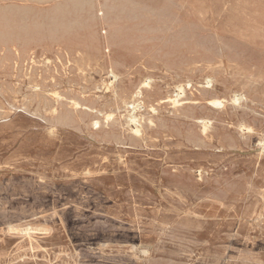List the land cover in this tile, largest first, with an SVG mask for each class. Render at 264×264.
<instances>
[{"label":"rangeland","instance_id":"obj_1","mask_svg":"<svg viewBox=\"0 0 264 264\" xmlns=\"http://www.w3.org/2000/svg\"><path fill=\"white\" fill-rule=\"evenodd\" d=\"M78 1L77 3L73 0H47V2L44 0H26V2L25 0H0V15L5 13L7 14L6 18L8 17L6 30L0 27V43L2 42L1 45H4L2 47L0 45V80H2L0 81V105H2L0 106V264H153L154 262V264H264V63H262L264 62V0ZM143 3L146 5L144 6ZM49 5H53V8ZM58 5H60L59 8ZM15 6L21 8H14ZM87 6L93 10L87 8ZM116 8L118 9L116 10ZM17 9H20V11L18 12ZM47 9L48 11H46ZM55 9L58 12H55ZM74 9H79L77 10L78 15H76ZM82 9L85 12H82ZM155 9L157 10L155 11ZM58 13L60 14L58 15ZM26 14H29V16H26ZM90 14L92 16H89ZM96 15L98 16L96 17ZM39 16L41 17L39 18ZM201 17L204 23L201 21ZM16 18L19 21L15 20ZM107 19H111L110 22ZM35 20L37 21L34 22ZM82 20L84 24L81 23ZM190 20L192 21L190 22ZM8 21H11V23ZM134 21L136 22L134 23ZM94 24L96 25L93 26ZM9 25L10 27H8ZM82 25L84 26L83 29ZM122 25L124 27H121ZM94 29L99 30L94 31ZM117 29L122 30V32ZM2 31L4 32L2 33ZM11 34L14 36H10ZM167 34H170L169 37ZM150 39L154 40L155 44ZM108 40L110 41L108 42ZM199 40L204 42L200 43ZM247 40L248 42H246ZM44 43L47 47L49 45L48 49ZM68 43L69 45H66ZM133 43L135 44L133 45ZM204 45L206 48H204ZM21 46L24 49L26 46V49L24 50ZM152 46L155 50L154 48L151 49ZM234 46L236 47L233 48ZM62 47L65 49H62ZM95 47L100 48L96 49ZM240 48L241 50H239ZM197 49L203 51V54H200L202 52ZM106 50L107 52H105ZM213 50L218 51L214 52ZM165 51H169L168 54H165L167 53ZM222 51L225 53L223 54ZM237 53L239 54L237 55ZM87 54L88 56H85ZM117 54L119 55L117 56ZM216 54H220L223 58ZM24 55L27 57L26 59ZM60 55H62V59ZM95 56L98 57L95 58ZM159 56L162 57L159 58ZM69 57L73 60L71 61ZM132 57L134 58L131 59ZM181 58L183 61H181ZM207 59L211 60L208 62ZM2 60L4 63H2ZM55 60L58 62H55ZM178 60L180 62H177ZM164 61H166L165 64L168 67L164 65ZM80 62L82 64H79ZM188 62L189 65H187ZM58 65H61L63 69ZM82 65L83 67H81ZM36 67L38 72H36ZM110 67L111 70H109ZM69 68L72 70H69ZM216 68L218 69L216 70ZM42 69L46 72L41 71ZM74 72L75 74H73ZM189 72L193 77L190 76ZM218 72L219 74H217ZM149 73L150 76L147 75ZM231 77L232 79H230ZM209 78L213 80L210 86L207 85ZM41 79L43 82H41ZM148 79L152 81L150 87L145 88L147 91L143 89L146 93L142 91V98L137 100L134 106V94L142 83ZM132 84L137 86L134 88ZM122 85L124 86L122 87ZM17 88L21 90L18 91ZM197 88L199 89L197 90ZM122 89H125V91ZM208 91H212V93ZM12 92L13 94H11ZM235 94L240 97L238 104H234ZM31 96L33 99H31ZM212 97L223 100L224 107L212 108L207 105L208 100ZM175 100L179 103L175 104ZM51 105L52 107H50ZM93 105L94 107H92ZM131 105L134 107H131ZM180 106L184 107L179 108ZM214 110L215 112H213ZM42 115L43 117H41ZM130 116L135 118L134 122H130ZM96 117H99V119ZM69 118H72V121ZM84 118L85 120H83ZM158 121L164 122V124ZM96 122L99 123L97 127L95 126ZM173 124L174 126H172ZM242 125L251 130L244 131ZM159 126L163 129H160ZM112 127L116 129L112 130ZM173 127L177 128L174 129ZM136 131H139V133L137 134ZM216 132H218L219 137ZM155 134L156 136H154ZM158 134L161 137H157ZM138 138L140 139L138 140ZM188 138L196 141L195 144L194 141H190ZM188 167L190 171H188ZM227 176L229 177L227 178ZM207 181L208 183H206ZM15 206L17 207L15 208ZM165 220L166 223L163 222ZM177 221H186L184 222L186 224ZM188 224H191V226L189 227ZM186 225L187 227H185ZM197 226H199L198 229ZM169 232L171 233L169 234ZM212 258L214 259L212 260ZM233 261L235 262L233 263Z\"/></svg>","mask_w":264,"mask_h":264},{"label":"bare ground","instance_id":"obj_2","mask_svg":"<svg viewBox=\"0 0 264 264\" xmlns=\"http://www.w3.org/2000/svg\"><path fill=\"white\" fill-rule=\"evenodd\" d=\"M1 1H2V0H1ZM7 1H8V0H7ZM10 1H12V0H10ZM44 1L47 2V0H44ZM59 1H60V0H59ZM62 1H63V0H62ZM65 1H66V0H65ZM68 1H72V0H68ZM73 1H77V3L79 2L78 0H73ZM86 1H87V0H86ZM88 1H89V0H88ZM94 1H95V0H94ZM107 1H109V0H107ZM133 1H134V0H133ZM22 2H23V1H22ZM25 2H26V0H25ZM33 2H34V1H33ZM38 2H39V1H38ZM45 2H44V3H45ZM55 2H56V1H55ZM81 2H82V1H81ZM84 2H85V1H84ZM112 2H113V1H112ZM115 2H116V1H115ZM129 2H130V1H129ZM135 2H136V1H135ZM5 3H6V1H5ZM18 3H19V2H18ZM36 3H37V2H36ZM39 3H40V2H39ZM42 3H43V2H42ZM58 3H59V2H58ZM69 3H70V2H69ZM92 3H93V2H92ZM108 3H109V2H108ZM113 3H114V2H113ZM181 3L183 4V2H181ZM6 4H7V3H6ZM6 4H5V5H6ZM56 4H57V3H56ZM63 4H64V3H63ZM63 4H62V5H63ZM73 4H74V3H73ZM86 4H87V2H86ZM89 4H90V3H89ZM95 4H96V3H95ZM98 4H99V2H98ZM98 4H97V5H98ZM104 4H105V3H104ZM111 4H112V3H111ZM141 4H142V3H141ZM162 4H163V3H162ZM165 4H166V3H165ZM0 5H1V4H0ZM14 5H15V4H14ZM34 5H35V4H34ZM50 5H51V4H50ZM50 5H49V6H50ZM64 5H67V4H64ZM69 5H70V4H69ZM84 5H85V4H84ZM93 5H94V4H93ZM100 5H102V4H100ZM106 5H107V3H106ZM132 5H133V4H132ZM137 5H138V2H137ZM143 5L145 6L146 4L143 3ZM174 5H175V4H174ZM183 5H184V4H183ZM12 6H13V5H12ZM27 6L29 7V5H27ZM30 6H31V5H30ZM37 6H38V5H37ZM49 6H48V7H49ZM52 6H53V5H52ZM52 6H50V7H52ZM59 6H60V5H58V8H59ZM109 6H110V5H109ZM109 6H108V7H109ZM138 6H139V5H138ZM193 6H194V5H193ZM193 6H192V7H193ZM0 7H1V6H0ZM3 7H4V6H3ZM3 7H2V8H3ZM16 7L18 8L19 6H15L14 8H16ZM28 7H27V8H28ZM33 7H34V6H33ZM48 7H47V8H48ZM65 7H67V6H65ZM68 7H69V6H68ZM92 7H93V6H92ZM133 7H134V6H133ZM142 7H143V6H142ZM146 7H148V6H146ZM149 7H150V3H149ZM6 8H7V7H6ZM8 8L10 9V7H8ZM19 8H21V7H19ZM23 8H24V7H23ZM29 8H30V7H29ZM29 8H28V10H29ZM31 8H32V7H31ZM52 8H53V7H52ZM60 8H61V7H60ZM77 8H78V7H77ZM81 8H82V7H81ZM81 8H80V9H81ZM87 8H89V7L87 6ZM99 8H100V6H99ZM125 8H126V7H125ZM37 9H38V7H37ZM61 9H62V8H61ZM61 9H60V10H61ZM65 9H67V8H65ZM68 9H69V8H68ZM72 9H73V8H72ZM84 9H85V7H84ZM89 9H92V8H89ZM95 9H96V8H95ZM105 9H106V8H105ZM105 9H104V10H105ZM117 9H118V8H116V10H117ZM122 9H124V8H122ZM152 9H153V8H152ZM0 10H1V8H0ZM4 10H5V8H4ZM11 10H12V9H11ZM17 10H18V9H17ZM22 10H23V9H22ZM22 10H21V11H22ZM26 10H27V9H26ZM39 10H40V9H39ZM50 10H51V9H50ZM77 10H79V9H77ZM77 10L74 9V11H76V13H77ZM92 10H93V9H92ZM113 10H114V9H113ZM140 10H141V9H140ZM156 10H157V9H155V11H156ZM7 11H8V10H7ZM7 11H5V12H7ZM12 11H14V10H12ZM19 11H20V9L18 10V12H19ZM24 11H25V10H24ZM24 11H23V12H24ZM30 11H32V10H30ZM34 11H35V10H34ZM41 11H43V10L41 9ZM46 11H48V9H47ZM63 11H64V10H63ZM65 11H67V10H65ZM70 11H71V10H70ZM89 11H90V10H89ZM108 11H109V10H108ZM110 11H111V10H110ZM122 11H123V10H122ZM124 11H125V10H124ZM0 12H1V11H0ZM3 12H4V11H3ZM55 12H58V11L55 9ZM68 12H69V10H68ZM80 12H81V10L79 11V13H80ZM82 12H85V11L82 9ZM91 12H92V11H91ZM148 12H149V11H148ZM8 13H10V12H8ZM14 13H15V12H14ZM16 13H17V12H16ZM27 13H28V12H27ZM37 13H40V12H37ZM51 13H52V11H51ZM94 13H95V12H94ZM118 13H120V12H118ZM140 13H141V12H140ZM146 13H147V12H146ZM165 13H166V12H165ZM209 13H210V10H209ZM12 14H13V13H12ZM18 14H19V13H18ZM34 14H35V13H34ZM45 14H46V13H45ZM59 14H60V13H58V15H59ZM72 14H73V13H72ZM96 14H97V13H96ZM114 14H115V13H114ZM137 14H138V13H137ZM150 14H151V13H150ZM194 14H195V13H194ZM6 15H7V14H5V13H3L2 15H0V27H2L3 30H6L5 27H7V18H8V17L6 18ZM13 15H14V14H13ZM27 15L29 16V14H26V16H27ZM35 15H36V14H35ZM37 15H38V14H37ZM40 15H41V14H40ZM48 15H49V12H48ZM55 15H56V14H55ZM55 15H54V16H55ZM58 15H57V16H58ZM62 15H64V14H62ZM73 15H74V14H73ZM76 15H78V13H77ZM76 15H75V16H76ZM84 15H85V14H84ZM84 15H83V16H84ZM100 15H101V14H100ZM109 15H111V14H109ZM115 15H116V14H115ZM115 15H114V16H115ZM135 15H136V14H135ZM146 15H147V14H146ZM156 15H157V14H156ZM210 15H211V14H210ZM9 16H10V15H9ZM17 16H18V15H17ZM41 16H42V15H41ZM41 16H39V18H40ZM70 16H72V15H70ZM79 16H81V15H79ZM85 16H86V15H85ZM89 16H92V15L90 14ZM94 16H95V15H94ZM97 16H98V15H96V17H97ZM105 16H106V15H105ZM124 16H125V15H124ZM157 16H158V15H157ZM159 16H162V15H159ZM255 16H256V15H255ZM21 17H22V16H21ZM23 17H24V16H23ZM36 17H37V16H36ZM42 17H43V16H42ZM47 17H48V16H47ZM60 17H62V16H60ZM63 17H64V16H63ZM66 17H67V16H66ZM117 17H118V15H117ZM143 17H144V16H143ZM162 17H163V16H162ZM168 17H169V16H168ZM32 18H33V17H32ZM51 18H52V17H51ZM51 18H50V20L53 19V18H52V19H51ZM57 18H58V17H57ZM72 18H73V17H72ZM77 18H78V17H77ZM85 18H86V17H85ZM111 18H112V17H111ZM122 18H123V17H122ZM151 18H152V17H151ZM191 18H192V17H191ZM20 19H21V18H20ZM26 19H27V18H26ZM26 19H24V20H26ZM55 19H56V18H55ZM55 19H54V20H55ZM73 19H74V18H73ZM81 19H82V18H81ZM94 19H95V18H94ZM125 19H126V18H125ZM129 19H130V17H129ZM159 19H160V18H159ZM172 19H173V18H172ZM201 19H202V17H201ZM15 20H18V18H16ZM41 20H42V19H41ZM47 20H48V19H47ZM56 20H59V19H56ZM56 20H55V21H56ZM75 20H76V19H75ZM83 20H84V19H83ZM83 20H82V22H81L82 24H84V23H83ZM89 20H90V19H89ZM109 20H111V19H109ZM109 20L107 19L108 22H110ZM113 20H114V19H113ZM117 20H118V19H117ZM133 20H134V19H133ZM135 20H137V19H135ZM162 20H163V19H162ZM180 20H181V19H180ZM186 20H187V19H186ZM256 20H257V19H256ZM11 21H12V19H11ZM11 21H8V22L11 23ZM18 21H19V20H18ZM36 21H37V20H35L34 22H36ZM42 21H43V20H42ZM61 21H62V19H61ZM66 21H67V20H66ZM73 21H74V20H73ZM76 21H77V20H76ZM98 21H99V20H98ZM103 21H104V20H103ZM119 21H121V20L119 19ZM123 21H124V20L122 19V22H123ZM140 21H141V20H140ZM143 21H144V20H143ZM165 21H166V20H165ZM169 21L171 22V20H169ZM178 21H179V20H178ZM191 21H192V20H190V22H191ZM201 21L203 22V19H202ZM22 22H23V21H22ZM31 22H32V21H31ZM38 22H39V20H38ZM40 22H41V21H40ZM50 22H51V21H50ZM64 22H65V21H64ZM69 22H70V21H69ZM78 22H79V21H78ZM127 22H128V21H127ZM135 22H136V21H134V23H135ZM141 22H142V21H141ZM147 22H148V21H147ZM253 22H254V21H253ZM260 22H262V21H260ZM13 23H14V22H13ZM28 23H29V22H28ZM72 23H73V22H72ZM72 23H71V24H72ZM76 23H77V22H76ZM95 23H96V22H95ZM105 23H106V22H105ZM153 23H154V22H153ZM168 23H169V22H168ZM171 23H172V22H171ZM174 23H175V22H174ZM179 23H180V22H179ZM186 23H187V22H186ZM188 23H189V22H188ZM188 23H187V24H188ZM203 23H204V22H203ZM255 23H256V21H255ZM17 24H18V23H17ZM23 24H24V23H23ZM29 24H30V23H29ZM44 24H45V23H44ZM47 24H48V22H47ZM51 24H53V23H51ZM89 24H90V23H89ZM96 24H97V23H96ZM96 24H94L93 26H95ZM98 24H99V23H98ZM124 24H125V23H124ZM128 24H130V23L128 22ZM137 24H138V23H137ZM137 24H136V25H137ZM149 24H150V22H149ZM192 24H193V22H192ZM237 24H238V23H237ZM258 24H259V23H258ZM15 25H16V24H15ZM33 25H34V24H33ZM39 25H40V24H39ZM48 25H49V24H48ZM61 25H62V24H61ZM76 25H77V24H76ZM80 25H81V24H80ZM85 25H86V23H85ZM87 25H88V24H87ZM111 25H112V24H111ZM114 25H116V24H114ZM117 25H119V24H117ZM179 25H180V24H179ZM183 25H184V24H183ZM250 25H251V24H250ZM255 25H256V24H255ZM259 25H260V24H259ZM20 26H21V25H20ZM25 26H27V25H25ZM34 26H35V25H34ZM41 26H42V25H41ZM53 26H54V25H53ZM59 26H60V25H59ZM63 26H64V25H63ZM65 26H66V25H65ZM69 26H70V25H69ZM77 26H78V25H77ZM99 26H100V25H99ZM103 26H104V25H103ZM145 26H147V25H145ZM145 26H144V27H145ZM159 26H160V25H159ZM170 26H171V25H170ZM192 26H193V25H192ZM248 26H249V25H248ZM8 27H10V25H9ZM11 27H12V26H11ZM37 27H38V26H37ZM44 27H45V26H44ZM50 27H51V26H50ZM70 27H71V26H70ZM91 27H92V26H91ZM91 27H90V28H91ZM100 27H101V26H100ZM112 27H113V26H112ZM121 27H124V25H122ZM135 27H136V26H135ZM137 27H138V26H137ZM177 27H178V26H177ZM184 27H185V26H184ZM189 27H190V26H189ZM30 28H31V27H30ZM34 28H35V27H34ZM48 28H49V27H48ZM56 28H57V27H56ZM62 28H64V27H62ZM83 28H84V26L82 25V29H83ZM93 28H94V27H93ZM93 28H92V30H93ZM96 28H97V27H96ZM103 28H104V27H103ZM105 28H107V27H105ZM109 28H110V27H109ZM129 28H131V27H129ZM133 28H134V27H133ZM152 28H153V27H152ZM152 28H151V29H152ZM160 28H161V27H160ZM170 28H171V27H170ZM182 28H183V27H182ZM206 28H207V27H206ZM251 28H252V26H251ZM254 28H255V26H254ZM17 29H18V28H17ZM35 29H37V28H35ZM40 29H41V28H40ZM87 29H89V28L87 27ZM110 29H111V28H110ZM126 29H127V28H126ZM153 29H154V28H153ZM168 29H169V28H168ZM186 29H187V27H186ZM220 29H221V28H220ZM235 29H236V28H235ZM38 30H39V29H38ZM42 30H43V29H42ZM51 30H52V28H51ZM61 30H62V29H61ZM66 30H70V29H66ZM71 30H72V29H71ZM98 30H99V29H98ZM98 30H97V29H96V30L94 29V31H98ZM112 30H113V29H112ZM117 30H118V29H117ZM117 30H116V31H117ZM130 30H131V29H130ZM136 30H137V29H136ZM139 30H140V29H139ZM154 30H155V29H154ZM160 30H161V29H160ZM166 30H167V29H166ZM182 30H183V29H182ZM182 30H181V31H182ZM191 30H192V28H191ZM212 30H213V29H212ZM223 30H224V29H223ZM223 30H222V31H223ZM227 30H228V29H227ZM0 31H1V30H0ZM8 31H9V30H8ZM11 31H12V30H11ZM14 31H16V30H14ZM14 31H13V32H14ZM23 31H24V30H23ZM30 31H32V30H30ZM57 31H58V29H57ZM73 31H74V29H73ZM77 31H78V30H77ZM88 31H89V30H88ZM104 31H108V30H104ZM118 31H121V32H122V30H118ZM123 31H124V30H123ZM134 31H135V30H134ZM137 31H138V30H137ZM157 31H158V30H157ZM162 31H163V30H162ZM195 31H196V30H195ZM201 31H202V30H201ZM258 31H259V30H258ZM258 31H257V32H258ZM260 31H261V30H260ZM3 32H4V31H2V33H3ZM24 32H26V31H24ZM24 32H23V33H24ZM52 32H53V31H52ZM52 32H51V33H52ZM64 32H66V31L64 30ZM84 32H85V30H84ZM92 32H93V31H92ZM101 32H102V31H101ZM130 32H131V31H130ZM132 32H133V31H132ZM178 32H179V31H178ZM178 32H176V34H178ZM190 32L192 33V31H190ZM226 32H227V31H226ZM262 32H263V31H262ZM10 33H11V32H10ZM26 33H27V32H26ZM32 33H33V32H32ZM35 33H36V32H35ZM38 33H39V32H38ZM41 33H42V32H41ZM41 33H40V34H41ZM51 33H50V34H51ZM67 33H68V32H67ZM72 33H73V32H72ZM75 33H76V32H75ZM95 33H96V32H95ZM102 33H103V32H102ZM113 33H114V32H113ZM119 33H120V32H119ZM124 33H125V32H124ZM160 33H163V32H160ZM165 33H166V31H165ZM183 33H184V32H183ZM186 33H187V32H186ZM193 33H194V32H193ZM195 33H196V32H195ZM221 33H222V32H221ZM242 33H243V32H242ZM263 33H264V32H263ZM17 34H18V33H17ZM20 34H21V33H20ZM20 34H19V35H20ZM28 34H31V33H28ZM68 34H69V33H68ZM77 34H78V33H77ZM88 34H89V33H88ZM103 34H104V33H103ZM110 34H111V33H110ZM144 34H145V33H144ZM155 34H156V33H155ZM179 34L181 35V33H179ZM188 34H189V33H188ZM240 34H241V33H240ZM244 34H246V33H244ZM244 34H243V35H244ZM2 35H3V34H2ZM12 35H13V34H11L10 36H12ZM32 35H33V34H32ZM36 35H37V34H36ZM41 35H42V34H41ZM44 35H45V33H44ZM145 35H146V34H145ZM148 35H149V34H148ZM150 35H151V34H150ZM165 35H166V34H165ZM169 35H170V34H169ZM169 35L167 34L168 37H169ZM172 35H173V34H172ZM172 35H171V36H172ZM194 35H195V34H194ZM3 36H4V35H3ZM13 36H14V35H13ZM33 36H34V35H33ZM73 36H74V35H73ZM79 36H80V35H79ZM81 36H82V35H81ZM90 36L92 37V35H90ZM94 36H95V35H94ZM105 36H107V35H105ZM120 36H121V35H120ZM123 36H124V34H123ZM156 36H157V35H156ZM181 36H183V35H181ZM181 36H180V37H181ZM186 36H187V35H186ZM195 36H196V35H195ZM1 37H2V36H1ZM20 37H21V36H20ZM27 37H29V36H27ZM31 37H32V36H31ZM56 37H57V36H56ZM62 37H63V36H62ZM102 37H103V36H102ZM132 37H133V36H132ZM159 37H160V36H159ZM161 37H162V36H161ZM177 37H178V36H177ZM183 37H184V36H183ZM187 37H188V36H187ZM192 37H193V36H192ZM198 37H199V36H198ZM219 37H220V36H219ZM2 38H3V37H2ZM32 38H35V37H32ZM42 38H43V37H42ZM42 38H41V39H42ZM44 38H45V36H44ZM53 38H55V37H53ZM95 38H96V37H95ZM120 38H121V37H120ZM151 38H152V37H151ZM173 38H174V37H173ZM173 38H172V39H173ZM181 38H182V37H181ZM195 38H196V37H195ZM195 38H194V39H195ZM199 38H200V37H199ZM202 38H203V37H202ZM204 38H205V37H204ZM213 38H214V37H213ZM224 38H225V35H224ZM240 38H241V37H240ZM252 38H253V37H252ZM6 39H7V38H6ZM20 39H22V38H20ZM28 39H29V38H28ZM38 39H39V38H38ZM65 39H66V36H65ZM84 39H85V38H84ZM84 39H82V40H84ZM107 39H108V38H107ZM126 39H128V38H126ZM129 39H132V38H129ZM164 39H165V38H164ZM172 39H171V40H172ZM211 39H212V37H211ZM242 39H243V38H242ZM248 39H249V38H248ZM250 39H251V37H250ZM250 39H249V40H250ZM257 39H258V38H257ZM4 40H5V38H4ZM11 40H12V38H11ZM30 40H31V39H30ZM33 40H34V39H33ZM51 40H53V39H51ZM59 40H60V39H59ZM78 40H79V39H78ZM96 40H97V39H96ZM104 40H105V39H104ZM115 40H116V39H115ZM117 40H118V39H117ZM124 40H125V39H124ZM138 40H139V39H138ZM150 40H151V39H150ZM190 40H192V39H190ZM205 40H206V39H205ZM208 40H210V39L208 38ZM212 40H213V39H212ZM226 40H227V39H226ZM228 40H229V39H228ZM243 40H246V39H243ZM13 41H14V40H13ZM17 41H18V40H17ZM42 41H43V40H42ZM56 41H57V39H56ZM85 41H86V39H85ZM93 41L95 42V40H93ZM102 41H103V40H102ZM109 41H110V40H108V42H109ZM131 41H132V40H131ZM142 41H143V39H142ZM145 41H146V40H145ZM148 41H149V38H148ZM151 41H152V40H151ZM160 41H161V40H160ZM181 41H183V40H181ZM199 41H200V40H199ZM234 41H235V40H234ZM14 42H15V41H14ZM14 42H13V44H14ZM37 42H38V41H37ZM54 42H55V41H54ZM54 42H53V43H54ZM70 42H71V41H70ZM75 42H76V41H75ZM75 42H74V43H75ZM83 42H84V41H83ZM108 42H107V43H108ZM113 42H114V41H113ZM122 42H123V41H122ZM152 42H153V44H155V43H154V40H153ZM156 42H158V41H156ZM162 42H163V41H162ZM162 42H161V43H162ZM165 42H166V41H165ZM169 42H170V41H169ZM169 42H168V43H169ZM178 42H179V40H178ZM184 42H185V41H184ZM186 42H187V41H186ZM186 42H185V43H186ZM203 42H204V41H203ZM203 42L200 41V43H203ZM246 42H248V40H247ZM1 43H2V42H1ZM1 43H0V45H1ZM15 43H16V42H15ZM27 43H28V42H27ZM53 43H52V44H53ZM59 43H60V42H59ZM76 43H77V42H76ZM110 43H111V42H110ZM115 43H117V42L115 41ZM118 43H119V45H121V44H120V41H118ZM126 43H127V42H126ZM161 43H160V44H161ZM170 43H171V42H170ZM197 43H198V42H197ZM208 43H209V42H208ZM210 43H211V42H210ZM224 43H225V42H224ZM226 43H227V42H226ZM232 43H233V42H232ZM7 44H8V43H7ZM46 44H47V43H46ZM55 44H56V43H55ZM62 44H63V43H62ZM80 44H81V43H80ZM80 44H78V45H80ZM82 44H83V43H82ZM85 44H86V43H85ZM88 44H89V40H88ZM91 44H92V42H91ZM91 44H90V45H91ZM98 44H99V42H98ZM127 44H128V43H127ZM134 44H135V43H133V45H134ZM143 44H144V43H143ZM174 44H175V43H174ZM183 44H184V43H183ZM191 44H192V42H191ZM195 44H196V43H195ZM195 44H194V45H195ZM253 44H254V42H253ZM2 45H3V44H2ZM2 45H1V47H2ZM10 45H11V44H10ZM14 45H15V44H14ZM29 45H30V44H29ZM32 45H33V44H32ZM34 45H35V44H34ZM44 45H45V43H44ZM57 45H58V44H57ZM64 45H65V44H64ZM66 45H69V43L66 44ZM92 45H93V44H92ZM111 45H112V44H111ZM119 45H118V46H119ZM122 45H123V44H122ZM137 45H138V43H137ZM184 45H185V44H184ZM184 45H183V46H184ZM205 45H206V44H205ZM205 45H204V48H206ZM217 45H218V44H217ZM219 45H220V44H219ZM238 45H239V43H238ZM263 45H264V44H263ZM3 46H4V45H3ZM15 46H16V45H15ZM45 46H46V45H45ZM45 46H42V47H45ZM53 46H54V45H53ZM70 46H72V45H70ZM83 46H84V44H83ZM102 46H103V45H102ZM109 46H110V45H109ZM124 46H125V45H124ZM124 46H123V47H124ZM129 46H130V45H129ZM146 46H148V45H146ZM158 46H159V45H158ZM179 46H180V45H179ZM179 46H178V47H179ZM191 46H193V45H191ZM196 46H197V45H196ZM199 46H200V45H199ZM199 46H198V48H199ZM206 46H207V45H206ZM236 46H237V45H236ZM236 46H234L233 48H235ZM7 47H8V45H7ZM18 47H19V46H18ZM21 47H22V46H21ZM46 47H47V46H46ZM48 47H49V45H48ZM48 47H47V49H48ZM64 47H65V46H64ZM72 47H73V46H72ZM75 47H76V46H75ZM77 47H79V46H77ZM80 47H82V46H80ZM93 47H94V46H93ZM125 47H126V46H125ZM142 47H143V46H142ZM142 47H140V48H142ZM164 47H166V46H164ZM175 47H176V46H175ZM178 47H177V48H178ZM180 47H182V46H180ZM219 47H220V46H219ZM230 47H232V46H230ZM243 47H244V46H243ZM22 48H23V47H22ZM69 48H71V47H69ZM69 48H66V49H69ZM82 48H83V47H82ZM95 48H96V47H95ZM97 48H100V47H97ZM97 48H96V49H97ZM111 48H112V47H111ZM127 48H128V46H127ZM130 48H131V47H130ZM153 48H154V47L152 46L151 49H153ZM156 48H157V46H156ZM159 48H160V47H159ZM190 48H191V47H190ZM201 48H203V47H201ZM212 48H215V47H212ZM226 48H227V47H226ZM7 49H8V48H7ZM7 49H6V50H7ZM23 49H24V48H23ZM25 49H26V46H25ZM25 49H24V50H25ZM29 49H30V48H29ZM33 49H34V48H33ZM35 49H36V48H35ZM41 49H42V48H41ZM50 49H51V48H50ZM62 49H65V48L62 47ZM78 49H79V48H78ZM90 49H91V48H90ZM96 49H95V50H96ZM103 49H104V48H103ZM112 49H114V48H112ZM115 49H116V48H115ZM119 49H120V48H119ZM121 49H122V48H121ZM123 49H124V48H123ZM125 49H126V48H125ZM180 49H181V48H180ZM208 49H209V48H208ZM228 49H230V48H228ZM6 50H5V51H6ZM8 50H10V49H8ZM20 50H21V49H20ZM37 50H38V49H37ZM56 50L58 51V49H56ZM71 50H72V49H71ZM91 50H92V49H91ZM98 50H99V49H98ZM137 50H138V49H137ZM142 50H143V48H142ZM146 50H147V49H146ZM149 50H150V49H149ZM154 50H155V48H154ZM156 50H157V49H156ZM197 50H198V49H197ZM199 50H200V49H199ZM199 50H198V51H199ZM239 50H241V48H240ZM44 51H45V50H44ZM50 51H51V50H50ZM52 51H53V50H52ZM54 51H55V50H54ZM61 51H62V50H61ZM67 51H69V50H67ZM82 51H84V50H82ZM85 51H86V49H85ZM108 51H109V49H108ZM119 51L123 52L122 50H119ZM125 51H126V50H125ZM157 51H160V50H157ZM183 51H184V50H183ZM189 51H190V50H189ZM192 51H193V49H192ZM200 51H201V50H200ZM204 51H205V50H204ZM208 51H209V50H208ZM211 51H212V50H211ZM213 51H214V50H213ZM215 51H218V50H215ZM215 51H214V52H215ZM229 51H230V50H229ZM11 52H12V51H11ZM20 52H22V51H20ZM20 52H19V53H20ZM25 52H26V51H25ZM34 52H35V51H34ZM42 52H43V51H42ZM79 52H81V51H79ZM86 52H87V51H86ZM88 52H89V51H88ZM94 52H95V51H94ZM105 52H107V50H106ZM129 52H130V51H129ZM138 52H139V51H138ZM146 52H147V51H146ZM165 52H167V51H165ZM168 52H169V51H168ZM168 52L165 53V54H168ZM175 52H176V51H175ZM178 52H179V51H178ZM201 52H202V53H200V52H199V53H200V54H203V51H201ZM220 52H221V51H220ZM240 52H242V51H240ZM71 53H72V51H71ZM90 53H91V52H90ZM99 53H100V52H99ZM102 53H103V52H102ZM119 53H120V52H119ZM125 53H126V52H125ZM133 53H134V52H133ZM143 53H144V52H143ZM152 53H153V52H152ZM152 53H151V54H152ZM155 53H156V51H155ZM163 53H164V52H163ZM163 53H162V54H163ZM180 53H181V52H180ZM183 53H184V52H183ZM185 53H186V51H185ZM199 53H198V54H199ZM208 53H209V52H208ZM222 53H223V51H222ZM224 53H225V52H224ZM224 53H223V54H224ZM231 53H232V52H231ZM248 53H249V52H248ZM12 54H13V52H12ZM12 54H11V56H12ZM24 54H25V53H24ZM29 54H30V53H29ZM72 54H74V53H72ZM77 54H78V53H77ZM103 54H104V53H103ZM110 54H111V53H110ZM121 54H122V53H121ZM145 54H146V53H145ZM145 54H144V56H145ZM186 54H187V53H186ZM238 54H239V53H237V55H238ZM22 55H23V54H22ZM22 55H21V56H22ZM40 55H41V54H40ZM42 55H43V54H42ZM44 55H45V54H44ZM83 55H84V53H83ZM95 55H97V54H95ZM98 55H99V54H98ZM106 55H107V54H106ZM118 55H119V54H117V56H118ZM138 55H139V54H138ZM152 55H153V54H152ZM169 55H171V54H169ZM181 55H182V54H181ZM210 55H211V53H210ZM216 55H220V54H216ZM14 56H15V55H14ZM16 56H17V55H16ZM50 56H51V55H50ZM70 56H71V55H70ZM78 56H79V55H78ZM85 56H88V54L85 55ZM91 56H92V55H91ZM107 56H108V55H107ZM114 56H115V54H114ZM122 56L124 57V55H122ZM131 56H132V54H131ZM133 56H134V55H133ZM149 56H150V55H149ZM165 56H166V55H165ZM172 56H173V55H172ZM187 56H188V55H187ZM203 56H204V55H203ZM207 56H208V55H207ZM228 56H229V55H228ZM228 56H227V57H228ZM6 57H7V55H6ZM8 57L10 58V56H8ZM24 57H25V55H24ZM35 57H36V56H35ZM38 57H39V56H38ZM60 57H61V59H62V55H60ZM79 57H80V56H79ZM97 57H98V56H97ZM97 57L95 56V58H97ZM101 57H102V56H101ZM108 57H110V56H108ZM119 57H120V56H119ZM129 57H130V56H129ZM135 57H136V56H135ZM137 57H138V56H137ZM146 57H147V56H146ZM150 57H151V56H150ZM160 57H162V56H159V58H160ZM168 57H169V56H168ZM178 57H179V56H178ZM185 57H186V56H185ZM200 57H202V56L200 55ZM219 57H220V58H223V57H221V55H220ZM225 57H226V56H225ZM225 57H224V59H225ZM238 57H239V56H238ZM244 57H247V56H244ZM2 58H3V57H2ZM20 58H21V57H20ZM20 58H19V62H20ZM26 58H27V57H25V59H26ZM65 58H66V57H65ZM103 58H104V56H103ZM115 58H116V57H115ZM124 58H125V57H124ZM124 58H123V59H124ZM133 58H134V57H132L131 59H133ZM142 58H143V57H142ZM153 58H154V57H153ZM183 58H184V57H183ZM188 58H189V57H188ZM196 58H197V57H196ZM202 58H203V57H202ZM204 58H205V57H204ZM214 58H215V56H214ZM253 58H254V57H253ZM0 59H1V58H0ZM32 59H33V58H32ZM42 59H43V58H42ZM54 59H55V58H54ZM69 59H70V57H69ZM75 59H76V58H75ZM90 59H91V58H90ZM99 59H100V58H99ZM118 59H119V58H118ZM125 59H126V58H125ZM138 59H139V58H138ZM174 59H176V58H174ZM184 59H185V58H184ZM199 59H200V58H199ZM228 59H229V58H228ZM232 59H233V58H232ZM243 59H244V58H243ZM251 59H252V58H251ZM4 60H6V59L4 58ZM7 60H8V59H7ZM63 60H64V59H63ZM70 60H71V59H70ZM72 60H73V59H72ZM72 60H71V61H72ZM84 60H85V59H84ZM86 60H87V57H86ZM93 60H94V59H93ZM93 60H92V61H93ZM119 60H120V59H119ZM128 60H129V59H128ZM161 60H162V59H161ZM186 60H187V59H186ZM207 60H208V59H207ZM210 60H211V59H210ZM210 60H208V62H209ZM234 60H235V59H234ZM237 60H238V59H237ZM256 60H257V58H256ZM256 60H255V61H256ZM0 61H1V60H0ZM16 61H17V60H16ZM28 61H29V60H28ZM65 61H66V59H65ZM109 61H110V59H109ZM124 61H125V60H124ZM124 61H123V62H124ZM134 61H135V59H134ZM138 61H139V60H138ZM138 61H136V62H138ZM145 61H147V60H145ZM150 61H151V60H150ZM150 61H148V62H150ZM181 61H183L182 58H181ZM184 61H185V60H184ZM189 61H190V60H189ZM202 61H203V60H202ZM213 61H214V60H213ZM215 61H216V60H215ZM243 61H244V60H243ZM249 61H250V60H249ZM21 62H22V61H21ZM24 62H25V61H24ZM52 62H53V61H52ZM55 62H58V61L55 60ZM63 62H64V61H63ZM78 62H79V61H78ZM81 62H82V60H81ZM81 62H80L79 64H82ZM87 62H88V60H87ZM119 62H120V61H119ZM170 62H171V61H170ZM172 62H173V61H172ZM177 62H180V61L178 60ZM191 62H192V61H191ZM194 62H196V61H194ZM203 62H204V61H203ZM205 62H206V61H205ZM216 62H217V61H216ZM218 62H219V61H218ZM252 62H253V61H252ZM261 62H262V61H261ZM2 63H4L3 60H2ZM2 63H1V65H2ZM12 63H13V62H12ZM27 63H28V62H27ZM36 63H37V62H36ZM38 63H39V62H38ZM53 63H54V62H53ZM85 63H86V61H85ZM94 63H95V62H94ZM104 63H105V62H104ZM113 63H114V62H113ZM125 63H126V62H125ZM125 63H122V64H125ZM131 63H132V62H131ZM150 63H151V62H150ZM165 63H166V61H164V65H166ZM174 63H175V61H174ZM184 63H185V62H184ZM184 63H183V64H184ZM198 63H199V62H198ZM239 63H240V62H239ZM246 63H247V61H246ZM258 63H259V60H258ZM262 63H264V62H262ZM18 64H19V63H18ZM41 64H42V62H41ZM54 64H56V63H54ZM57 64H58V63H57ZM64 64H66V63H64ZM64 64H63V65H64ZM69 64H70V63H69ZM74 64H75V63H74ZM79 64H78V65H79ZM86 64H87V63H86ZM90 64H91V62H90ZM111 64H112V63H111ZM115 64H116V63H115ZM183 64H182V65H183ZM19 65H20V64H19ZM28 65H29V63H28ZM34 65H35V64H34ZM36 65H37V64H36ZM49 65H50V64H49ZM83 65H85V64H83ZM83 65H82L81 67H83ZM92 65H94V64H92ZM100 65H102V64H100ZM117 65H118V64H117ZM130 65H131V64H130ZM134 65H135V64H134ZM151 65H152V64H151ZM155 65H156V64H155ZM168 65H169V64H168ZM174 65H176V64H174ZM182 65H181V66H182ZM187 65H189V62H188ZM204 65H205V64H204ZM206 65H207V64H206ZM255 65H257V64H255ZM262 65H263V64H262ZM6 66H8V65H6ZM39 66H40V65H39ZM58 66L61 67V65H58ZM85 66H86V65H85ZM109 66H110V65H109ZM132 66H133V65H132ZM132 66H131V67H132ZM136 66H137V65H136ZM148 66H149V65H148ZM166 66H167V65H166ZM171 66H172V65H171ZM177 66H178V65H177ZM259 66H260V65H259ZM0 67H1V66H0ZM2 67H3V66H2ZM9 67H10V66H9ZM13 67H14V66H13ZM13 67H12V68H13ZM26 67H27V66H26ZM50 67H51V66H50ZM73 67H74V66H73ZM124 67H125V66H124ZM167 67H168V66H167ZM169 67H170V66H169ZM175 67H176V66H175ZM196 67H197V66H196ZM203 67H204V66H203ZM219 67H220V65H219ZM246 67H249V66H246ZM22 68H23V67H22ZM27 68H28V67H27ZM32 68H33V66H32ZM61 68H62V67H61ZM71 68H72V67H71ZM77 68H78V67H77ZM92 68H93V67H92ZM96 68H97V67H96ZM101 68H102V66H101ZM104 68H105V67H104ZM138 68H139V67H138ZM140 68H141V67H140ZM172 68H173V67H172ZM184 68H185V67H184ZM198 68H199V67H198ZM220 68H221V67H220ZM251 68H252V67H251ZM262 68H263V67H262ZM6 69H7V68H6ZM8 69H9V68H8ZM13 69H14V68H13ZM18 69H19V68L17 67V70H18ZM43 69H44V68H43ZM43 69H42L41 71H45V70H43ZM51 69H52V68H51ZM58 69H59V68H58ZM62 69H63V68H62ZM73 69H74V68H73ZM83 69H84V68H83ZM86 69H87V67H86ZM97 69H98V68H97ZM97 69H96V71H97ZM116 69H117V67H116ZM125 69H126V68H125ZM181 69H182V68H181ZM186 69H187V68H186ZM210 69H212V68H210ZM217 69H218V68H216V70H217ZM4 70H5V68H4ZM10 70H11V69H10ZM10 70H9V71H10ZM20 70H21V69H20ZM28 70H29V69H28ZM34 70H35V69H34ZM66 70H67V69H66ZM66 70H65V71H66ZM69 70H72V69L69 68ZM75 70H76V69H75ZM75 70H74V71H75ZM88 70H90V69H88ZM109 70H111V67H110ZM112 70H113V69H112ZM117 70H118V69H117ZM203 70H204V69H203ZM205 70H206V69H205ZM2 71H3V70H2ZM7 71H8V70H7ZM11 71H12V70H11ZM25 71H26V70H25ZM30 71H31V70H30ZM58 71H59V70H58ZM61 71H62V70H61ZM85 71H86V70H85ZM104 71H105V70H104ZM134 71H135V70H134ZM142 71H143V69H142ZM180 71H181V70H180ZM180 71H179V73H180ZM185 71H187V70H185ZM191 71H192V69H191ZM191 71H190V72H191ZM198 71H199V69H198ZM21 72H22V71H21ZM23 72H24V71H23ZM32 72H34V71H32ZM36 72H38L37 67H36ZM45 72H46V71H45ZM45 72H44V73H45ZM68 72H69V71H68ZM115 72H116V71H115ZM138 72H139V71H138ZM138 72H136V73H138ZM182 72H183V71H182ZM190 72H189V73H190ZM196 72H197V71H196ZM236 72H237V71H236ZM3 73H5V72H3ZM12 73H13V72H12ZM12 73H11V74H12ZM24 73H27V72H24ZM88 73H89V71H88ZM95 73H96V72H95ZM133 73H134V72H133ZM141 73H142V72H141ZM144 73H145V72H144ZM175 73H177V72H175ZM179 73H178V74H179ZM191 73H192V72H191ZM191 73H190V76H192ZM215 73H216V72H215ZM224 73H225V72H224ZM231 73H232V72H231ZM32 74H33V73H32ZM35 74H36V73H35ZM35 74H34V75H35ZM46 74H47V73H46ZM58 74H59V73H58ZM58 74H56V75H58ZM73 74H75V72H74ZM98 74H99V73H98ZM101 74H102V73H101ZM106 74H107V73H106ZM123 74H124V73H123ZM142 74H143V73H142ZM151 74H153V73H151ZM155 74H156V73H155ZM183 74H184V73H183ZM185 74H186V73H185ZM192 74H193V73H192ZM217 74H219V72H218ZM1 75H2V74H1ZM12 75H13V74H12ZM28 75H29V74H28ZM44 75H45V74H44ZM68 75H70V74H68ZM76 75H77V74H76ZM78 75H79V74H78ZM119 75H120V74H119ZM139 75H140V74H139ZM147 75L150 76V73L147 74ZM153 75H154V74H153ZM158 75H160V74H158ZM16 76H17V75H16ZM18 76H19V75H18ZM21 76H22V75H21ZM26 76H27V74H26ZM46 76H47V75H46ZM54 76H55V75H54ZM100 76H101V75H100ZM120 76H122V75H120ZM123 76H124V75H123ZM151 76H152V75H151ZM19 77H20V76H19ZM22 77H23V76H22ZM36 77H37V76H36ZM43 77H44V76H43ZM48 77H49V76H48ZM55 77H56V76H55ZM77 77H78V76H77ZM83 77H85V76H83ZM126 77H127V76H126ZM126 77H125V78H126ZM167 77H168V76H167ZM192 77H193V76H192ZM236 77H237V75H236ZM3 78H4V77H3ZM6 78H7V77H6ZM20 78H21V77H20ZM30 78H31V77H30ZM32 78H33V77H32ZM37 78H38V77H37ZM41 78H42V77H41ZM80 78H81V77H80ZM90 78H91V77H90ZM115 78L117 79L116 76H115ZM27 79H29V78H27ZM33 79H34V78H33ZM35 79H36V78H35ZM86 79H87V78H86ZM91 79H92V78H91ZM126 79H127V78H126ZM129 79H130V76H129ZM129 79H128V80H129ZM133 79H134V78H133ZM139 79H140V78H139ZM230 79H232V77H231ZM250 79H251V78H250ZM20 80H21V79H20ZM30 80L32 81V79H30ZM44 80H45V79H44ZM49 80H52V79H49ZM87 80H88V79H87ZM119 80H120V79H119ZM0 81H2V80H0ZM16 81H17V80H16ZM28 81H29V80H28ZM57 81H58V80H57ZM93 81H94V80H93ZM140 81H141V80H140ZM140 81H139V82H140ZM173 81H174V80H173ZM177 81H178V80H177ZM179 81H180V80H179ZM255 81H256V80H255ZM41 82H43L42 79H41ZM91 82H92V80H91ZM111 82H112V81H111ZM121 82H122V81H121ZM130 82H131V81H130ZM151 82H152L151 79H148V80H146L145 82H143L142 85L138 88V90L136 91V93H135L134 96H133V105H134V106L136 105L137 100H139L140 98H142L141 96H142V94H143V93H142L143 89L150 87ZM174 82H175V81H174ZM222 82H223V81H222ZM227 82H228V80H227ZM231 82H232V81H231ZM8 83H9V82H8ZM28 83H29V82H28ZM87 83H88V82H87ZM128 83H129V82H128ZM131 83H132V82H131ZM181 83H182V82H181ZM185 83H186V82H185ZM203 83H204V82H203ZM212 83H213V80H212L211 78H209V81L207 82V85L210 86ZM224 83H226V82H224ZM9 84H11V83H9ZM15 84H16V83H15ZM44 84H45V83H44ZM48 84H49V83H48ZM50 84H51V83H50ZM61 84H62V83H61ZM94 84H95V83H94ZM193 84H194V83H193ZM222 84H223V83H222ZM236 84H237V82H236ZM45 85H46V84H45ZM52 85H53V84H52ZM54 85H55V83H54ZM76 85H77V84H76ZM100 85H101V84H100ZM109 85H110V84H109ZM119 85H120V84H119ZM128 85H129V84H128ZM132 85H133V84H132ZM185 85H186V84H185ZM232 85H233V84H232ZM15 86H16V85H15ZM34 86H35V85H34ZM82 86H84V85H82ZM88 86H89V85H88ZM123 86H124V85H122V87H123ZM135 86H137V85H133L132 87L135 88ZM224 86H225V85H224ZM224 86H223V87H224ZM11 87H12V86H11ZM60 87H61V86H60ZM90 87H91V86H90ZM157 87H159V86H157ZM207 87H208V86H207ZM2 88H3V87H2ZM9 88H10V87H9ZM20 88H21V87H20ZM27 88H28V87H27ZM43 88H44V87H43ZM58 88H59V87H58ZM128 88H129V87H128ZM130 88H131V87H130ZM134 88H133V89H134ZM17 89H18V88H17ZM40 89H41V88H40ZM45 89H46V87H45ZM151 89H154V88H151ZM198 89H199V88H197V90H198ZM201 89H203V88H201ZM244 89H246V88H244ZM19 90H21V89H18V91H19ZM68 90H69V89H68ZM122 90L125 91V89H122ZM145 90H146V89H145ZM158 90H159V89H158ZM240 90H241V88H240ZM3 91H4V89H3ZM13 91H14V90H13ZM29 91H30V90H29ZM61 91H62V90H61ZM73 91H74V90H73ZM119 91H120V90H119ZM146 91H147V90H146ZM159 91H161V90H159ZM24 92H25V91H24ZM76 92H77V91H76ZM76 92H75V93H76ZM110 92H111V91H110ZM122 92H123V91H122ZM127 92H128V91H127ZM143 92H145V91H143ZM148 92H149V90H148ZM176 92H177V91H176ZM208 92H209V91H208ZM210 92L212 93V91H210ZM210 92H209V93H210ZM247 92H248V91H247ZM1 93H2V91H1ZM38 93H39V92H38ZM61 93H62V92H61ZM78 93H80V92H78ZM128 93H131V92L129 91ZM145 93H146V92H145ZM188 93H189V92H188ZM209 93H208V94H209ZM227 93H228V92H227ZM6 94H7V93H6ZM11 94H13V92H12ZM151 94H152V93H151ZM161 94H162V93H161ZM165 94H166V93H165ZM205 94H206V93H205ZM248 94H249V93H248ZM7 95H8V94H7ZM7 95H6V96H7ZM9 95H10V94H9ZM117 95H118V94H117ZM148 95H149V94H148ZM203 95H204V94H203ZM212 95H213V94H212ZM258 95H259V94H258ZM19 96H20V95H19ZM37 96H38V95H37ZM40 96H41V95H40ZM40 96H39V97H40ZM63 96H64V95H63ZM76 96L78 97V95H76ZM128 96H129V95H128ZM153 96H154V95H153ZM160 96H161V95H160ZM162 96H163V95H162ZM206 96H207V95H206ZM262 96H263V95H262ZM9 97H10V96H9ZM31 97H32V96H31ZM41 97H42V96H41ZM55 97H56V96H55ZM69 97H70V96H69ZM80 97H81V96H80ZM101 97H102V96H101ZM121 97H123V96H121ZM121 97H120V98H121ZM179 97H180V96H179ZM183 97H184V96H183ZM223 97H224V96H223ZM254 97H255V96H254ZM254 97H252V98H254ZM44 98H45V97H44ZM70 98H71V97H70ZM86 98H87V97H86ZM158 98H159V97H158ZM162 98L164 99V97H162ZM204 98H205V97H204ZM206 98H207V97H206ZM224 98H225V97H224ZM227 98H228V96H227ZM259 98H260V97H259ZM259 98H257V99H259ZM1 99H2V98H1ZM31 99H33V97H32ZM38 99H39V98H38ZM40 99H41V98H40ZM42 99H43V98H42ZM47 99H48V98H47ZM80 99H81V98H80ZM83 99H84V98H83ZM88 99H89V98H88ZM94 99H96V98H94ZM102 99H103V98H102ZM159 99H160V98H159ZM178 99H179V98H178ZM184 99H185V98H184ZM190 99H191V98H190ZM208 99H209V98H208ZM254 99H255V98H254ZM11 100H12V99H11ZM34 100H35V98H34ZM49 100H50V99H49ZM49 100H48V101H49ZM77 100H78V99H77ZM84 100H85V99H84ZM92 100H93V99H92ZM116 100H117V97H116ZM129 100H130V99H129ZM146 100H147V99H146ZM201 100H202V99H201ZM260 100H261V99H260ZM260 100H259V101H260ZM53 101H54V100H53ZM58 101H59V100H58ZM65 101H67V100H65ZM78 101H79V100H78ZM86 101H87V100H86ZM89 101H90V100H89ZM93 101H94V100H93ZM96 101H97V100H96ZM98 101H99V100H98ZM118 101H119V99H118ZM239 101H240V97L237 96V95L235 94V97H234V104H235V103L238 104ZM15 102H16V101H15ZM28 102H29V101H28ZM28 102H27V103H28ZM39 102H40V101H39ZM39 102H38V103H39ZM50 102H52V101H50ZM67 102H69V101H67ZM94 102H95V101H94ZM94 102H93V103H94ZM101 102H102V101H101ZM113 102H114V101H113ZM119 102H120V101H119ZM119 102H115V103H119ZM127 102H128V101H127ZM148 102H149V100H148ZM32 103H33V102H32ZM32 103H31V104H32ZM59 103H60V102H59ZM63 103H64V102H63ZM71 103H72V102H71ZM85 103H86V102H85ZM90 103H92V102H90ZM115 103H114V104H115ZM120 103H121V102H120ZM174 103H175V104H178L179 102H178L177 100H175ZM182 103H184V102H182ZM205 103H206V102H205ZM207 103H208L207 105H209V106L212 107V108H222V107H224V102H223V100H220L218 97H212L210 100H208ZM231 103H232V101H231ZM49 104H51V103H49ZM67 104H69V103H67ZM86 104H88V103H86ZM111 104H112V103H111ZM165 104H167V103L165 102ZM186 104H187V103H186ZM191 104H192V102H191ZM195 104H196V103H195ZM5 105H6V104H5ZM26 105H27V104H26ZM38 105H39V104H38ZM45 105H46V104H45ZM45 105H43V106H45ZM73 105H74V104H73ZM84 105H85V104H84ZM91 105H92V104H91ZM107 105H109V104H107ZM121 105H122V104H121ZM153 105H154V103H153ZM163 105H164V104H163ZM167 105H168V104H167ZM183 105H185V104H183ZM202 105H203V104H202ZM204 105H205V104H204ZM230 105H231V104H230ZM0 106H2V105H0ZM7 106H8V104H7ZM15 106H16V105H15ZM57 106H58V105H57ZM65 106H66V104H65ZM89 106H90V105H89ZM134 106L131 105V107H134ZM178 106H179V105H178ZM226 106H227V105H226ZM244 106H246V105H244ZM5 107H6V106H5ZM10 107H11V106H10ZM18 107H19V106H18ZM50 107H52V105H51ZM61 107H62V106H61ZM63 107H64V106H63ZM68 107H69V106H68ZM72 107H73V106H72ZM92 107H94V105H93ZM98 107H99V106H98ZM105 107H107V106H105ZM137 107H139V106H137ZM155 107H157V106H155ZM158 107H159V105H158ZM161 107H162V106H161ZM183 107H184V106H183ZM183 107L180 106L179 108H183ZM205 107H207V106H205ZM248 107H249V106H248ZM15 108H17V107H15ZM73 108H74V107H73ZM101 108H102V107H101ZM116 108H117V107H116ZM176 108H177V107H176ZM187 108H188V107H187ZM193 108H194V107H193ZM226 108H227V107H226ZM230 108H231V107H230ZM234 108H235V107H234ZM254 108H255V107H254ZM254 108H253V109H254ZM34 109H35V108H34ZM38 109H39V108H38ZM59 109H60V108H59ZM71 109H72V108H71ZM75 109H76V108H75ZM82 109H83V108H82ZM102 109H103V108H102ZM107 109H108V107H107ZM114 109H115V108H114ZM159 109H160V108H159ZM166 109H167V108H166ZM188 109H190V108H188ZM200 109H201V108H200ZM238 109H239V108H238ZM243 109H244V108H243ZM253 109H252V110H253ZM23 110H24V109H23ZM35 110H36V109H35ZM41 110H42V109H41ZM62 110H64V109L62 108ZM105 110H106V109H105ZM136 110H137V109H136ZM178 110H179V109H178ZM183 110H184V109H183ZM191 110H192V109H191ZM207 110H208V109H207ZM212 110H213V109H212ZM232 110H233V108H232ZM235 110H236V109H235ZM256 110H257V109H256ZM21 111H22V110H21ZM58 111H59V110H58ZM60 111H61V110H60ZM65 111H67V110H65ZM79 111H80V110H79ZM79 111H78V112H79ZM87 111H88V110H87ZM99 111H100V110H99ZM147 111H148V110H147ZM200 111H201V110H200ZM204 111H205V109H204ZM209 111H210V110H209ZM219 111H220V110H219ZM247 111L249 112V110H247ZM6 112H8V111L6 110ZM28 112H29V111H28ZM36 112H37V110H36ZM61 112H62V111H61ZM63 112H64V111H63ZM72 112H73V111H72ZM88 112H89V111H88ZM148 112H149V111H148ZM195 112H196V110H195ZM211 112H212V111H211ZM213 112H215V110H214ZM228 112H229V111H228ZM233 112H234V111H233ZM9 113H10V112H9ZM64 113H65V112H64ZM74 113H75V112H74ZM76 113H77V112H76ZM83 113H84V112H83ZM86 113H87V112H86ZM91 113H92V112H91ZM175 113H176V112H175ZM191 113H192V112H191ZM241 113H242V112H241ZM22 114H23V113H22ZM65 114H66V113H65ZM68 114H69V112H68ZM70 114H71V113H70ZM184 114H186V113H184ZM201 114H203V113L201 112ZM208 114H209V113H208ZM216 114H217V113H216ZM220 114H221V113H220ZM7 115H8V114H7ZM56 115H57V114H56ZM59 115H61V114H59ZM66 115H67V114H66ZM86 115H87V114H86ZM189 115H190V114H189ZM191 115H192V114H191ZM191 115H190V116H191ZM194 115H195V114H194ZM198 115H199V114H198ZM203 115H204V114H203ZM247 115H248V114H247ZM258 115H259V114H258ZM5 116H6V115H5ZM73 116H74V115H73ZM78 116H79V115H78ZM84 116H85V115H84ZM84 116H83V117H84ZM97 116H98V115H97ZM152 116H153V115H152ZM171 116H172V115H171ZM185 116H186V115H185ZM214 116H215V115H214ZM231 116H233V115H231ZM242 116H243V115H242ZM256 116H257V115H256ZM41 117H43V115H42ZM59 117H60V116H59ZM61 117H62V115H61ZM66 117H69V116H66ZM70 117H71V116H70ZM74 117H75V116H74ZM92 117H93V115H92ZM178 117H179V116H178ZM194 117H195V116H194ZM217 117H218V116H217ZM233 117H234V116H233ZM262 117H263V116H262ZM11 118H12V117H11ZM53 118H54V116H53ZM56 118H57V117H56ZM87 118H90V117H87ZM96 118H97V117H96ZM144 118H145V117H144ZM146 118H147V116H146ZM170 118H171V117H170ZM179 118H180V117H179ZM192 118H193V117H192ZM50 119H52V118H50ZM54 119H55V118H54ZM54 119H53V120H54ZM57 119H58V118H57ZM59 119H60V118H59ZM62 119H63V118H62ZM62 119H61V120H62ZM64 119H65V118H64ZM69 119H71V121H72V118H69ZM97 119H99V117H98ZM106 119H107V117H106ZM109 119H110V118H109ZM154 119H155V118H154ZM159 119H160V117H159ZM163 119H164V118H163ZM163 119H162V120H163ZM173 119H174V118H173ZM184 119H185V118H184ZM210 119H211V118H210ZM213 119H214V118H213ZM254 119H255V118H254ZM258 119H259V118H258ZM65 120H66V119H65ZM81 120H82V119H81ZM83 120H85V118H84ZM102 120H103V119H102ZM122 120H123V119H122ZM129 120H130V122H134V121H135V118H134L133 116H130V119H129ZM190 120H191V119H190ZM218 120H219V119H218ZM239 120H240V119H239ZM244 120H246V119H244ZM260 120H261V119H260ZM69 121H70V120H69ZM90 121H91V120H90ZM156 121H157V120H156ZM166 121L169 122L168 120H166ZM255 121H256V120H255ZM258 121H259V120H258ZM261 121H262V120H261ZM261 121H260V122H261ZM83 122H85V121H83ZM101 122H102V121H101ZM149 122H150V121H149ZM153 122H154V121H153ZM158 122H159V121H158ZM160 122H161V121H160ZM160 122H159V123H160ZM195 122H196V121H195ZM0 123H1V122H0ZM4 123H5V122L3 121V124H4ZM50 123H51V122H50ZM52 123H53V122H52ZM87 123H88V122H87ZM91 123H92V122H91ZM111 123H112V122H111ZM125 123H126V122H125ZM145 123H146V122H145ZM155 123H156V122H155ZM161 123L164 124V122H161ZM176 123H177V122H176ZM185 123H186V122H185ZM216 123H217V122H216ZM246 123H247V122H246ZM250 123H251V122H250ZM252 123H253V122H252ZM53 124L56 125L55 123H53ZM63 124H65V123H63ZM63 124H62V125H63ZM98 124H99V123L96 122V123H95V126L97 127ZM116 124H117V123H116ZM141 124H142V123H141ZM189 124H190V123H189ZM193 124H194V123H193ZM239 124H240V123H239ZM59 125H60V124H59ZM70 125H71V124H70ZM126 125H127V124H126ZM145 125H146V124H145ZM148 125H149V123H148ZM158 125H160V124H158ZM161 125H162V124H161ZM195 125H197V124H195ZM195 125H194V126H195ZM214 125H215V123H214ZM226 125H227V124H226ZM237 125H238V124H237ZM240 125H241V124H240ZM260 125H261V123H260ZM56 126H57V125H56ZM60 126H61V125H60ZM60 126H59V127H60ZM64 126H65V125H64ZM83 126H84V125L82 124V127H83ZM88 126H89V125H88ZM95 126H94V127H95ZM99 126H101V125H99ZM110 126H111V125H110ZM131 126H132V125H131ZM151 126H152V125H151ZM164 126H165V125H164ZM172 126H174V124H173ZM219 126H220V125H219ZM227 126H228V125H227ZM258 126H259V125H258ZM51 127H52V126H51ZM53 127H54V126H53ZM68 127H69V126H68ZM75 127H76V126H75ZM92 127H93V125H92ZM101 127H102V126H101ZM115 127L117 128V126H115ZM159 127H160V126H159ZM179 127H180V126H179ZM196 127H197V126H196ZM196 127H195V128H196ZM198 127H199V126H198ZM241 127H244V128H243V129H245L244 131H246V130L250 131V130H251L250 128H248V127H246V126H244V125H242ZM60 128H61V127H60ZM109 128H110V127H109ZM116 128L113 129V127H112V130H115ZM145 128H146V127H145ZM154 128H155V127H154ZM173 128H174V127H173ZM175 128H177V127H175ZM175 128H174V129H175ZM185 128H186V126H185ZM188 128H189V127H188ZM210 128H211V127H210ZM212 128H213V127H212ZM229 128H231V127H229ZM239 128H240V127H239ZM61 129H62V128H61ZM75 129H76V128H75ZM78 129H79V128H78ZM96 129H97V128H96ZM127 129H128V128H127ZM160 129H163V128L160 127ZM164 129H165V128H164ZM169 129H170V128H169ZM171 129H172V128H171ZM178 129H179V128H178ZM178 129H177V131H178ZM183 129H184V128H183ZM190 129H191V128H190ZM190 129H187V130L189 131ZM215 129H216V128H215ZM219 129H220V128H219ZM221 129H222V128H221ZM100 130H101V129H100ZM103 130H104V127H103ZM106 130H107V129H106ZM123 130H124V129H123ZM128 130H129V129H128ZM144 130H145V129H144ZM148 130H149V129H148ZM167 130H168V129H167ZM196 130H197V129H196ZM226 130H227V129H226ZM49 131H50V130H49ZM51 131H52V130H51ZM53 131H54V130H53ZM88 131H89V129H88ZM101 131H102V130H101ZM118 131H119V130H118ZM150 131H151V130H150ZM153 131H154V130H153ZM180 131H181V130H180ZM208 131H209V130H208ZM107 132H108V131H107ZM107 132H106V133H107ZM122 132H123V131H122ZM154 132H155V131H154ZM174 132H175V131H174ZM200 132H201V131H200ZM108 133H109V132H108ZM136 133L138 134L139 131H136ZM152 133H153V132H152ZM152 133H151V134H152ZM175 133H176V132H175ZM181 133H182V132H181ZM186 133H187V132H186ZM198 133H199V132H198ZM203 133H204V132H203ZM213 133H214V132H213ZM216 133H217V136L219 137L218 132H216ZM216 133H215V134H216ZM237 133H238V132H237ZM237 133H236V134H237ZM242 133H243V131H242ZM94 134H95V132H94ZM96 134H97V133H96ZM98 134H99V133H98ZM101 134H102V132H101ZM172 134H173V132H172ZM184 134H185V133H184ZM188 134H190V133H188ZM206 134H207V133H206ZM229 134H230V132H229ZM229 134H228V135H229ZM246 134H247V133H246ZM49 135H50V133H49ZM52 135H53V134H52ZM173 135H174V134H173ZM195 135H196V134H195ZM225 135H226V134H225ZM100 136H101V135H100ZM154 136H156V134H155ZM158 136H160V134H158L157 137H158ZM185 136H186V135H185ZM187 136H188V135H187ZM213 136H214V135H213ZM247 136H248V135H247ZM251 136H252V135H251ZM106 137H107V136H106ZM141 137H142V136H141ZM160 137H161V136H160ZM162 137H163V136H162ZM188 137H189V136H188ZM190 137H191V136H190ZM192 137H193V136H192ZM240 137H241V136H240ZM100 138H101V137H100ZM107 138H108V137H107ZM179 138H180V137H179ZM179 138H178V139H179ZM186 138H187V137H186ZM204 138H205V137H204ZM215 138H216V137H215ZM230 138H231V137H230ZM252 138H253V137H252ZM104 139H106V138H104ZM134 139H135V138H134ZM139 139H140V138H138V140H139ZM180 139H181V138H180ZM188 139H189V138H188ZM193 139H194V138H193ZM197 139H198V138H197ZM216 139H217V138H216ZM225 139H226V137H225ZM242 139H243V138H242ZM126 140H127V139H126ZM130 140H132V139H130ZM145 140H146V139H145ZM185 140H186V139H185ZM189 140L191 141L192 139H189ZM223 140H224V139H223ZM239 140H240V139H239ZM134 141H136V140H134ZM160 141H161V140H160ZM192 141H194V140H192ZM204 141H205V140H204ZM224 141H226V140H224ZM227 141H229V140H227ZM242 141H243V140H242ZM249 141H250V140H249ZM129 142H130V141H129ZM188 142H189V141H188ZM195 142H196V141H194V144H195ZM197 142H198V141H197ZM238 142H239V141H238ZM240 142H241V141H240ZM122 143H123V142H122ZM190 143H191V142H190ZM201 143L204 144V142H202V141H201ZM216 143H217V142H216ZM228 143H229V142H228ZM236 143H237V142H236ZM259 143H261V142H259ZM124 144H125V143H124ZM191 144H192V143H191ZM203 144H202V145H203ZM241 144H242V143H241ZM256 144H257V143H256ZM263 144H264V143H263ZM263 144H262V145H263ZM208 145H209V144H208ZM212 145H213V144H212ZM212 145H211V146H212ZM226 145H227V144H226ZM226 145H225V146H226ZM235 145H236V144H235ZM250 145H251V144H250ZM260 145H261V144H260ZM209 146H210V145H209ZM243 146H244V145H243ZM213 147H214V146H213ZM260 147H261V146H260ZM227 148H228V147H227ZM257 148H258V147H257ZM263 148H264V147H263ZM257 155H258V154H257ZM263 155H264V154H263ZM257 157H258V156H257ZM171 163H172V162H171ZM128 166H129V165H128ZM129 167H130V166H129ZM165 167H167V166H165ZM171 167H172V166H171ZM184 167H185V166H184ZM186 167H187V166H186ZM213 167H214V166H213ZM163 168H164V167H163ZM174 168H175V167H174ZM244 168H245V167H244ZM167 169H168V168H167ZM167 169H166V170H167ZM190 169H191V168H190ZM223 169H224V167H223ZM223 169H222V170H223ZM228 169H229V168H228ZM218 170H219V169H218ZM248 170H249V169H248ZM188 171H190V170H189V167H188ZM216 171H217V170H216ZM220 171H221V170H220ZM230 171H231V170H230ZM164 172H165V169H164ZM171 172H173V171H171ZM27 173H28V172H27ZM85 173H86V172H85ZM130 173H131V172H130ZM165 173H166V172H165ZM167 173H168V172H167ZM219 173H220V172H219ZM231 173H232V172H231ZM86 174H87V173H86ZM169 174H170V172H169ZM169 174H168V175H169ZM178 174H179V173H178ZM178 174H177V175H178ZM204 174H205V172H204ZM104 175H105V174H104ZM125 175H126V174H125ZM163 175H164V173H163ZM163 175H161V176H163ZM168 175H167V176H168ZM172 175H173V174H172ZM182 175H183V174H182ZM118 176H119V175H118ZM167 176H166V177H167ZM170 176H171V175H170ZM170 176H169V177H170ZM178 176H179V175H178ZM190 176H191V175H190ZM232 176H233V175H232ZM175 177H176V176H175ZM193 177H194V176H193ZM222 177H223V176H222ZM228 177H229V176H227V178H228ZM139 178H140V177H139ZM195 178H196V177H195ZM213 178H214V177H213ZM231 178H232V177H231ZM258 178H259V177H258ZM176 179H177V178H176ZM182 179H183V178H182ZM189 179H190V178H189ZM206 179H207V178H206ZM179 180H180V179H179ZM184 180H185V179H184ZM191 180H192V178H191ZM195 180H196V179H195ZM229 180H230V179H229ZM46 181H47V180H46ZM212 181H213V180H212ZM13 182H14V181H13ZM187 182H188V181H187ZM190 182H191V181H190ZM193 182H194V181H193ZM213 182H214V181H213ZM225 182H226V181H225ZM229 182H230V181H229ZM18 183H19V182H18ZM27 183L29 184V182H27ZM173 183H174V182H173ZM206 183H208V181H207ZM227 183H228V181H227ZM14 184H15V183H14ZM30 184H31V183H30ZM168 184H169V183H168ZM180 184H181V183H180ZM189 184H190V183H189ZM204 184H205V183H204ZM217 184H218V183H217ZM221 184H222V183H221ZM228 184H229V183H228ZM230 184H231V183H230ZM235 184H236V183H235ZM174 185H175V184H174ZM177 185H178V184H177ZM183 185H184V184H183ZM233 185H234V184H233ZM12 186H13V184H12ZM29 186H30V185H29ZM41 186H42V185H41ZM45 186H46V185H45ZM192 186H193V185H192ZM27 187H28V186H27ZM184 187H185V186H184ZM184 187H183V188H184ZM186 187H187V186H186ZM220 187H221V186H220ZM230 187H231V186H230ZM247 187H248V186H247ZM24 188H25V187H24ZM149 188H150V187H149ZM227 188H228V187H227ZM237 188H238V187H237ZM248 188H249V187H248ZM257 188H258V187H257ZM151 189H153V188H151ZM187 189H188V188H187ZM234 189H235V188H234ZM251 189H252V188H251ZM255 189H256V188H255ZM190 190H191V189H190ZM192 190H194V189H192ZM222 190H224V189H222ZM247 190H248V189H247ZM259 190H260V189H259ZM50 191H51V190H50ZM231 191H232V190H231ZM248 191H249V190H248ZM209 192H210V191H209ZM211 192H212V191H211ZM216 192H217V191H216ZM234 192H235V191H234ZM234 192H232V193H234ZM261 192H262V191H261ZM33 193H34V192H33ZM55 193H56V192H55ZM107 193H108V192H107ZM124 193H126V192H124ZM127 193H129V192H127ZM133 193H134V192H133ZM133 193H132V195H133ZM194 193L196 194V192H194ZM194 193H193V195H194ZM225 193H226V192H225ZM129 194H130V193H129ZM147 194H148V192H147ZM164 194H165V193H164ZM197 194H198V193H197ZM201 194H202V193H201ZM14 195H15V194H14ZM23 195H24V194H23ZM113 195H114V194H113ZM123 195H124V194H123ZM149 195H150V194H149ZM162 195H163V194H162ZM166 195H167V194H166ZM193 195H192V196H193ZM198 195H199V194H198ZM150 196H151V195H150ZM164 196H165V195H164ZM204 196H205V195H204ZM207 196H208V193H207ZM128 197H129V196H128ZM151 197H152V196H151ZM165 197H167V196H165ZM180 197H181V196H180ZM211 197H212V196H211ZM218 197H221V196H218ZM176 198H177V196H176ZM192 198H193V197H192ZM196 198H197V197H196ZM222 198H223V197H222ZM144 199H145V198H144ZM167 199H168V198H167ZM171 199H172V198H171ZM188 199L190 200V198H188ZM193 199H194V198H193ZM220 199H221V198H220ZM147 200H148V199H147ZM195 200H196V199H195ZM217 200H218V199H217ZM223 200H225V199H223ZM221 201H222V200H221ZM22 202H24V201H22ZM22 202H21V203H22ZM182 202H183V201H182ZM184 202H185V201H184ZM232 202H233V201H232ZM236 202H237V201H236ZM19 203H20V202H19ZM24 203H26V202H24ZM125 204H126V203H125ZM165 204H166V203H165ZM181 204H183V203H181ZM188 205H189V204H188ZM179 206H180V204H179ZM181 206H182V205H181ZM190 206H191V205H190ZM16 207H17V206H15V208H16ZM185 207H186V205H185ZM10 208H11V207H10ZM12 208H13V207H12ZM27 209H28V208H27ZM1 210H2V209H1ZM20 210H21V209H20ZM3 211H4V210H3ZM5 211H6V210H5ZM34 211H35V210H34ZM228 211H229V210H228ZM6 212H7V211H6ZM103 212H104V211H103ZM173 212H174V211H173ZM179 212H180V211H179ZM175 213H176V212H175ZM177 213H178V212H177ZM19 214H21V213H19ZM3 215H4V213H3ZM23 215H25V214H23ZM139 215H140V213H139ZM179 215H180V214H179ZM18 216H19V215H18ZM40 216H41V215H40ZM132 216H133V215H132ZM176 216H177V215H176ZM185 216H186V215H185ZM29 217H31V216H29ZM32 217H33V215H32ZM106 217H108V216H106ZM106 217H105V218H106ZM186 217H187V216H186ZM186 217H185V218H186ZM2 218H3V217H2ZM21 218H22V216H21ZM40 218H41V217H40ZM98 218H99V217H98ZM102 218H103V217H102ZM111 218H112V217H111ZM159 218H160V217H159ZM175 218H176V217H175ZM175 218H174V219H175ZM177 218H178V217H177ZM7 219H8V218H7ZM79 219H80V218H79ZM117 219H118V218H117ZM136 219H137V218H136ZM111 220H112V219H111ZM115 220H116V219H115ZM166 220H167V219H166ZM166 220L163 221V222L166 223ZM168 220H170V219H168ZM197 220H198V219H197ZM2 221L4 222V220H2ZM95 221H96V220H95ZM112 221H113V220H112ZM8 222H9V220H8ZM107 222H108V220H107ZM115 222H117V221H115ZM118 222H120V221H118ZM136 222H137V221H136ZM177 222H178V221H177ZM177 222H175V223H177ZM181 222H182V221H181ZM181 222H178V223H181ZM184 222H186V221H184ZM184 222H182V223L185 225L186 223H184ZM93 224H94V223H93ZM97 224H98V223H97ZM105 224H106V223H105ZM109 224H110V223H109ZM153 224H154V223H153ZM89 225H90V223H89ZM99 225H100V224H99ZM122 225H123V224H122ZM127 225H128V224H127ZM135 225H136V224H135ZM188 225H189V224H188ZM192 225H193V224H192ZM87 226H88V225H87ZM107 226H108V225H107ZM190 226H191V224L189 225V227H190ZM91 227H92V226H91ZM97 227H98V226H97ZM154 227H155V226H154ZM180 227H181V226H180ZM185 227H187V225H186ZM189 227H188V228H189ZM198 227H199V226H197V229H198ZM159 228H160V227H159ZM175 228H176V227H175ZM194 228H195V226H194ZM77 229H78V228H77ZM100 229H101V228H100ZM110 229H111V228H110ZM121 229H122V227H121ZM127 229H128V228H127ZM154 229H155V228H154ZM166 229H167V228H166ZM200 229H201V228H200ZM80 230H81V229H80ZM87 230H88V229H87ZM89 230H91V229H89ZM97 230H98V228H97ZM97 230H96V231H97ZM105 230H107V229H105ZM113 230H114V229H113ZM155 230H156V229H155ZM184 230H185V229H184ZM117 231H118V230H117ZM147 231H148V230H147ZM153 231H154V230H153ZM170 231H171V230H170ZM19 232H21V231H19ZM105 232H106V231H105ZM133 232H134V231H133ZM135 232H136V230H135ZM143 232H144V231H143ZM187 232H188V230H187ZM187 232H186V233H187ZM195 232H196V231H195ZM199 232H200V231H199ZM150 233H151V232H150ZM154 233H158V232H154ZM170 233H171V232H169V234H170ZM252 233H253V232H252ZM43 234H44V233H43ZM161 234H163V233H161ZM161 234H160V235H161ZM172 234H173V233H172ZM176 234H177V233H176ZM157 235H158V234H157ZM164 235H165V234H164ZM166 235H167V234H166ZM173 235H174V234H173ZM173 235H171V236H173ZM179 235H180V234H179ZM179 235H178V236H179ZM221 235H222V234H221ZM167 236H168V235H167ZM174 236H175V235H174ZM183 236H184V235H183ZM232 236H233V235H232ZM184 237H185V236H184ZM227 237H228V235H227ZM240 237H241V236H240ZM162 238H163V236H162ZM165 238H167V237H165ZM168 238H169V237H168ZM171 238H172V237H171ZM169 239H170V238H169ZM174 239H175V238H174ZM181 239H182V238H181ZM183 239H184V238H183ZM190 239H191V238H190ZM167 240H168V239H167ZM172 240H173V239H172ZM184 240H185V239H184ZM176 241H177V240H176ZM182 241H183V240H182ZM163 242H165V241H163ZM172 242H174V241H172ZM180 242H181V240H180ZM191 242H192V241H191ZM158 243H159V242H158ZM161 243H162V242H161ZM176 243H177V242H176ZM185 243H186V242H185ZM187 243H188V242H187ZM189 243H190V241H189ZM192 243H193V242H192ZM195 243H196V242H195ZM198 244L201 245L202 243H198ZM177 245H178V244H177ZM189 246H190V245H189ZM204 246H205V245H204ZM54 247H55V246H54ZM122 247H123V246H122ZM133 247H134V246H133ZM149 247H150V246H149ZM161 247H162V246H161ZM172 247H173V246H172ZM183 247H184V246H183ZM195 247H196V246H195ZM175 248H177V247H175ZM186 248H187V247H186ZM54 249H55V248H54ZM178 249H179V248H178ZM184 249H185V248H184ZM189 249H190V248H189ZM226 249H227V248H226ZM181 250H182V249H181ZM187 250H188V249H187ZM142 251H144V250H142ZM156 251H157V250H156ZM179 251H180V250H179ZM226 251H227V250H226ZM235 251H236V250H235ZM248 251H249V250H248ZM110 252H111V251H110ZM161 252H162V251H161ZM171 252H172V251H171ZM181 252H182V251H181ZM190 252H191V251H190ZM239 252H240V251H239ZM239 252H238V253H239ZM77 253H78V252H77ZM86 254H89V253H86ZM86 254H85V256H87ZM106 254H107V253H106ZM180 254H181V253H180ZM225 254H226V253H225ZM248 254H250V253H248ZM75 255H76V254H75ZM83 255H84V254H83ZM89 255H90V254H89ZM92 255H94V254H92ZM110 255H111V254H110ZM130 255H131V254H130ZM130 255H129V256H130ZM137 255H138V254H137ZM174 255H175V254H174ZM64 256H65V255H64ZM72 256H73V255H72ZM94 256H95V255H94ZM99 256H101V255H99ZM99 256H98V257H99ZM120 256H121V255H120ZM124 256H125V255H124ZM124 256H122V257H124ZM177 256H178V255H177ZM193 256H194V255H193ZM215 256H216V255H215ZM217 256H218V255H217ZM179 257H180V256H179ZM220 257H221V256H220ZM23 258H24V257H23ZM26 258H27V257H26ZM92 258H96V257H92ZM104 259H105V258H104ZM108 259H109V258H108ZM108 259H107V260H108ZM136 259H137V258H136ZM161 259H162V258H161ZM186 259H187V258H186ZM203 259H204V258H203ZM207 259H208V258H207ZM213 259H214V258H212V260H213ZM242 259H243V258H242ZM244 259H246V258H244ZM24 260H25V259H24ZM141 260H142V259H141ZM147 260H148V259H147ZM221 260H222V259H221ZM84 261H86V260H84ZM100 261H101V260H100ZM195 261H196V260H195ZM250 261H251V260H250ZM30 262H31V261H30ZM98 262H99V261H98ZM173 262H174V261H173ZM234 262H235V261H233V263H234ZM254 262H255V261H254ZM256 262H257V261H256ZM20 263H21V262H20ZM152 263H153V262H152ZM154 263H155V262H154ZM154 263H153V264H154ZM158 263H159V262H158ZM160 263H161V262H160ZM165 263H166V262H165ZM169 263H170V262H169ZM251 263H252V262H251ZM262 263H263V262H262ZM14 264H15V263H14ZM76 264H78V263H76ZM84 264H85V263H84ZM146 264H147V263H146ZM171 264H172V263H171ZM215 264H216V263H215ZM254 264H255V263H254Z\"/></svg>","mask_w":264,"mask_h":264}]
</instances>
